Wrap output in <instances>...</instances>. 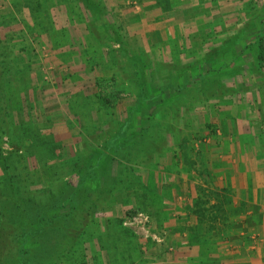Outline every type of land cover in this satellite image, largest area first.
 Segmentation results:
<instances>
[{
  "label": "rangeland",
  "instance_id": "1",
  "mask_svg": "<svg viewBox=\"0 0 264 264\" xmlns=\"http://www.w3.org/2000/svg\"><path fill=\"white\" fill-rule=\"evenodd\" d=\"M193 4L0 0V264L175 252L165 170L189 145L218 142L216 109L239 88L230 78L264 68V0Z\"/></svg>",
  "mask_w": 264,
  "mask_h": 264
},
{
  "label": "crops",
  "instance_id": "2",
  "mask_svg": "<svg viewBox=\"0 0 264 264\" xmlns=\"http://www.w3.org/2000/svg\"><path fill=\"white\" fill-rule=\"evenodd\" d=\"M199 5L194 0L192 7ZM242 5L234 3L231 21ZM249 66L258 71L254 78L247 68L240 69L239 83L230 76L229 86H239L238 92L216 109L218 142L189 145L188 159L165 170L163 177L176 184L170 208L177 205L172 216L179 215L180 223L175 217L166 222L175 252H144L141 264H264V68Z\"/></svg>",
  "mask_w": 264,
  "mask_h": 264
},
{
  "label": "trees",
  "instance_id": "3",
  "mask_svg": "<svg viewBox=\"0 0 264 264\" xmlns=\"http://www.w3.org/2000/svg\"><path fill=\"white\" fill-rule=\"evenodd\" d=\"M92 6H95V5H91L90 6V8L92 7ZM31 8V7H30ZM31 11H33L32 10V8H31ZM252 25H254L255 26V24L253 23ZM262 26V24H260L259 26L256 24V30H255V34H257V35H261L260 37H262L263 36V34H264V29L261 27ZM254 33H252V34H250V35H252L251 37H250V39L251 40H249V41H252L253 43H255V42H257L256 40L257 39H259V37H256L255 35H254ZM226 47V46H225ZM253 46H249V48H252ZM249 48H245V49H248L249 50ZM219 49V48H218ZM236 49V48H235ZM217 51H219V52H217ZM248 53V52H247ZM216 54L218 55V54H220V50H216ZM188 77H190V80L191 81H193V80H195V78H196V76H198V75H195V76H193V75H187ZM199 77V76H198ZM197 77V78H198ZM193 79V80H192ZM189 82H187V84H188ZM175 86H176V84H175ZM126 135H127V132H125V130H122L121 131V133L116 137V139H113V140H111V142H110V145H113L114 143H116L117 141H119V140H122L124 137H126ZM39 231V230H38ZM41 231V230H40ZM42 232V231H41Z\"/></svg>",
  "mask_w": 264,
  "mask_h": 264
}]
</instances>
